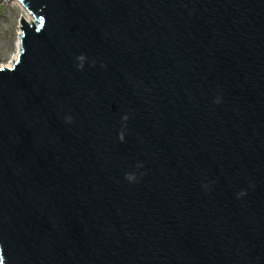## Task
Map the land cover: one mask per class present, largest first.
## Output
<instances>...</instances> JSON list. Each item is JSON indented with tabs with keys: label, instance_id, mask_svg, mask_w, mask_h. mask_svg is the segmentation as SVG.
I'll return each instance as SVG.
<instances>
[{
	"label": "water",
	"instance_id": "1",
	"mask_svg": "<svg viewBox=\"0 0 264 264\" xmlns=\"http://www.w3.org/2000/svg\"><path fill=\"white\" fill-rule=\"evenodd\" d=\"M13 1L0 264H264V0Z\"/></svg>",
	"mask_w": 264,
	"mask_h": 264
},
{
	"label": "rangeland",
	"instance_id": "2",
	"mask_svg": "<svg viewBox=\"0 0 264 264\" xmlns=\"http://www.w3.org/2000/svg\"><path fill=\"white\" fill-rule=\"evenodd\" d=\"M19 4L15 1L0 3V66L6 65L15 54L19 21L23 14Z\"/></svg>",
	"mask_w": 264,
	"mask_h": 264
},
{
	"label": "bare ground",
	"instance_id": "3",
	"mask_svg": "<svg viewBox=\"0 0 264 264\" xmlns=\"http://www.w3.org/2000/svg\"><path fill=\"white\" fill-rule=\"evenodd\" d=\"M16 3H17V1H15ZM18 4H19V2H18ZM20 5V4H19ZM21 6V5H20ZM22 7V9H23V14H22V18L26 21V22H30V21H32L33 20V17H32V15L30 14V13H28V11L23 7V6H21ZM18 32H20V27L18 28ZM18 36V35H17ZM15 46H16V50H15V54L10 58V60L7 62V64H10L11 63V60H12V58H13V60H16V57H17V54H18V51H19V45H18V38H17V41H16V44H15ZM6 64V65H7Z\"/></svg>",
	"mask_w": 264,
	"mask_h": 264
}]
</instances>
